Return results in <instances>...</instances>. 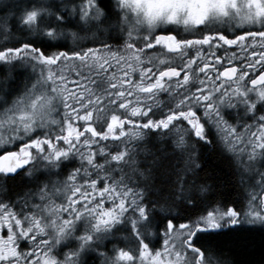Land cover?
Returning <instances> with one entry per match:
<instances>
[{"label":"snow or ice","instance_id":"obj_1","mask_svg":"<svg viewBox=\"0 0 264 264\" xmlns=\"http://www.w3.org/2000/svg\"><path fill=\"white\" fill-rule=\"evenodd\" d=\"M0 264H264V0H0Z\"/></svg>","mask_w":264,"mask_h":264},{"label":"trees","instance_id":"obj_2","mask_svg":"<svg viewBox=\"0 0 264 264\" xmlns=\"http://www.w3.org/2000/svg\"><path fill=\"white\" fill-rule=\"evenodd\" d=\"M212 131L217 134L216 129L213 128ZM147 143L151 152L140 156V167L149 171V179L142 181L148 188L145 197L150 202L167 200L170 203L177 178L182 171V165L186 163L185 158L179 152L174 151L172 145L167 141H159L153 137ZM198 164L199 170L196 173L198 179L212 178L220 185L219 199L228 201L237 199V193L233 188V177L225 154L211 147L198 146ZM133 183L136 181L133 180ZM161 211H163V206H161ZM246 227L248 226L246 225ZM124 235L121 233L122 237Z\"/></svg>","mask_w":264,"mask_h":264},{"label":"rangeland","instance_id":"obj_3","mask_svg":"<svg viewBox=\"0 0 264 264\" xmlns=\"http://www.w3.org/2000/svg\"><path fill=\"white\" fill-rule=\"evenodd\" d=\"M122 237V236H121ZM123 238V237H122Z\"/></svg>","mask_w":264,"mask_h":264}]
</instances>
